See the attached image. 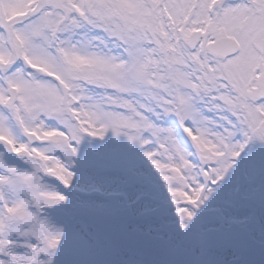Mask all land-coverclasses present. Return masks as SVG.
Instances as JSON below:
<instances>
[{
	"label": "snow or ice",
	"instance_id": "1",
	"mask_svg": "<svg viewBox=\"0 0 264 264\" xmlns=\"http://www.w3.org/2000/svg\"><path fill=\"white\" fill-rule=\"evenodd\" d=\"M0 264H264V0H0Z\"/></svg>",
	"mask_w": 264,
	"mask_h": 264
}]
</instances>
